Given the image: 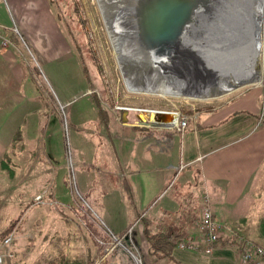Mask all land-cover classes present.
Returning <instances> with one entry per match:
<instances>
[{
  "label": "rangeland",
  "instance_id": "374dc122",
  "mask_svg": "<svg viewBox=\"0 0 264 264\" xmlns=\"http://www.w3.org/2000/svg\"><path fill=\"white\" fill-rule=\"evenodd\" d=\"M55 1L57 8L49 0H0L4 28L0 30V251L13 255L0 264H137L130 253L140 259L139 264H172L146 255L145 242H136L138 226L119 241L108 232L109 225L115 228L127 220L119 202L114 159L122 150L127 152L129 143L120 148L119 137L126 132V137L129 133L136 139L144 131L116 130L112 124L123 110H128L127 121L139 124L140 117L151 111L197 113L251 89L261 91L264 113V16L259 84L205 99L221 84L258 74L228 25L237 23L233 17L245 10L248 0H202L192 15L185 13L184 25H178L181 31L169 38L167 32L149 38L140 22L144 19L135 18L132 36L141 42L130 38L135 46L130 55L135 64L142 61L140 66L128 62L137 67L133 76L114 57L96 0ZM142 2L130 1L137 6ZM75 17L78 28L72 24ZM70 33L78 45L90 49H83L90 54L88 59L82 53L88 74ZM142 82L167 84L174 96L148 93L139 86ZM192 82L197 90L191 89ZM181 90L184 97L175 96ZM93 98L109 113L105 130ZM90 145L95 157L91 165ZM109 154L113 156L107 167L114 185L103 178V158ZM198 223L199 219L196 227ZM6 237H11L8 246L3 243ZM255 244L264 247V242ZM203 247L200 244L194 252L202 253Z\"/></svg>",
  "mask_w": 264,
  "mask_h": 264
},
{
  "label": "crops",
  "instance_id": "0c3cea01",
  "mask_svg": "<svg viewBox=\"0 0 264 264\" xmlns=\"http://www.w3.org/2000/svg\"><path fill=\"white\" fill-rule=\"evenodd\" d=\"M1 29L4 28L0 26ZM262 98L259 89H251L197 113L185 115L179 111L188 117L182 132L146 128L127 121L128 115L122 120L121 115L120 120L112 124L114 129L121 127L131 132L129 128H140L144 131L136 139L129 138V133L126 137V132L119 137L120 148L125 149L124 144L129 143L127 152L122 150L114 159L119 173L117 192L122 194L119 202L127 220L115 228L107 224L110 226L108 232L121 236L132 230V226H138V233L134 229L132 237L136 233L135 241L145 242L146 254L149 252L144 236L146 226L155 229L169 224L193 225V235L186 238L197 241L194 233L198 226L195 225L205 194L221 225L219 239L264 242ZM160 137L164 139L158 141ZM163 146L166 149H162ZM88 149L87 161L91 165L95 163L92 145ZM110 156L113 154L104 156L102 163L106 173L103 178L108 183L109 176H113L107 167ZM88 199L94 203L90 197ZM0 253L11 255L6 258L13 256L9 250ZM240 253L241 248L216 244L213 255L175 247L171 256L180 264H240Z\"/></svg>",
  "mask_w": 264,
  "mask_h": 264
},
{
  "label": "bare ground",
  "instance_id": "6f19581e",
  "mask_svg": "<svg viewBox=\"0 0 264 264\" xmlns=\"http://www.w3.org/2000/svg\"><path fill=\"white\" fill-rule=\"evenodd\" d=\"M130 1H133V0H127L126 2L123 0H96L99 10L101 12V17L104 22L106 33L109 37L110 44L114 50V57L118 64L119 62L125 63V65L123 66H126L128 68V71L126 73L128 74L130 71L131 75L133 76L134 72L137 70L136 69L137 67H133L134 65L131 67V64L130 65L128 64V62L136 61V59H134V55H130L131 54L130 51L135 48V46H132V42H130V38L132 37L134 41L141 42V40H140V37L135 38V36H132V28H133L132 21H134L135 18L138 19V15H137L138 6L136 5V3L134 4L130 3ZM198 5H199V2L198 4L195 3L191 5L187 9L186 13L190 15L192 11L194 12L196 7L200 8ZM249 8L250 9L248 11V14H245V17H246L245 21H243L242 19L241 22L228 23V25L229 27L232 26L231 28L235 29L234 32L236 33L237 37L239 38V40L242 42L243 46H245L247 50L245 59L247 60L249 59L247 62L250 63V65L258 71V74L256 76L255 74L250 75L248 73L242 80L238 81L237 83L221 84L220 86H218L219 89L215 88L213 90V93L210 95L211 97H204V95H202V97H204L205 99H214V98L219 99L223 96H226L234 92L237 89H240V88H243L249 85H257L260 82V76H261V69H260L261 52L259 50L260 29H261L260 25H262L263 16H264V0H254ZM179 24L184 25V15L182 16V18L179 20L178 24L176 25L177 26L176 32L181 31L180 30L181 27L178 26ZM169 37H172V36H169ZM169 37H166V38H169ZM174 42H175V38H174ZM174 42L172 43V45L174 44ZM143 50L145 49L143 48ZM141 61L139 59V62ZM139 62L137 64H135L134 62L133 64H135V66L136 65L140 66ZM145 73H148V72H145ZM192 83L193 84L191 85L192 86L191 89L197 90V86H195L196 83L194 82ZM139 86L142 88H145V90L148 93H154L159 96L160 95L174 96L173 92H171L168 89L167 84H162L161 86H159L158 84H153V83L149 85H144V83L142 82V84H140ZM181 91H182L181 95H175V96L183 98L186 92H184V90H181ZM194 96L195 95L192 94L191 97L189 98H192ZM139 121L144 122L145 121L144 116H141ZM175 123L176 122L174 119V124Z\"/></svg>",
  "mask_w": 264,
  "mask_h": 264
},
{
  "label": "built area",
  "instance_id": "2783aa9c",
  "mask_svg": "<svg viewBox=\"0 0 264 264\" xmlns=\"http://www.w3.org/2000/svg\"><path fill=\"white\" fill-rule=\"evenodd\" d=\"M154 112H161V113H166L168 111H151L149 113H154ZM148 113V114H149ZM174 114L177 115V120L174 122H169V123H164L162 126H153L149 124L147 119L144 122H140L139 120V125L150 127L152 129H162L165 132H169L171 130H176L177 132H182L184 130V127L187 123L188 117L185 115H181L179 111H176ZM123 120V119H122ZM127 120V119H126ZM125 120V121H126ZM164 138L160 137L158 138V141L163 140ZM161 149V147H160ZM162 149H166L165 146L162 147ZM41 196H38L37 199H40ZM202 202V209H201V214L199 216V223L198 227L200 231L202 232L201 235V240L198 241H193L190 238H183L181 241H179L176 245L177 248L180 249H187L191 251H198L200 248V243H204V247L202 250V253L209 255L212 253L215 249V243L218 241L220 237V230H221V225L217 221V219L214 217L212 210L209 205V201L207 199V195H202L201 198ZM113 238L117 241L125 238L126 233L121 235L120 237L112 235ZM6 246H8L11 243V237H6L3 241ZM132 257H134L135 262L139 264L140 259L133 253H130ZM5 256H11L10 254H1L0 253V263L3 261V258ZM240 264H263L264 262V248L254 245L251 242H245L242 245V250L238 258Z\"/></svg>",
  "mask_w": 264,
  "mask_h": 264
},
{
  "label": "trees",
  "instance_id": "16d2710c",
  "mask_svg": "<svg viewBox=\"0 0 264 264\" xmlns=\"http://www.w3.org/2000/svg\"><path fill=\"white\" fill-rule=\"evenodd\" d=\"M49 1L54 8L58 7V5H56L57 2L55 0H49ZM75 10H77V9L75 8ZM57 15H59V14H57ZM64 18H66V21H67V24L65 23L66 24L65 28L69 29V32H70V30H71L70 29V23H71L70 16H66ZM60 19L62 20V16H60ZM72 24L78 28V25L80 23H79V20L77 17L74 18V22H72ZM71 41L74 44V46L78 52L77 53L78 57L80 58L81 62L84 65L85 62L82 59V53L84 55H86L87 59L90 57V54L88 52H84L83 49H86L89 51H90V49L89 48H83L82 46L78 45V43L76 42V36H73V34H71ZM89 62H91V61L89 60ZM83 69H84L85 73L88 74V70L86 68V65H84ZM95 98H93L92 100H93L94 106L96 107L99 121H100V123L102 122L101 126L106 127L110 121L109 113L107 112L106 108H104V106H102L96 100L97 98L96 99ZM197 228H196V232L194 233V235L198 236L197 241L199 242L201 240V238H200L201 232L199 229H198L199 230V232H198ZM194 229L195 228L193 225H184L183 226V225L169 224L167 226H164V225L158 226L155 229L146 226V228H144V236H145V238L147 240L146 242L149 246V252H147L146 255L149 254L151 256H154L159 261H161L162 259H166V260L172 261V264H180V263H178L172 259L171 251L173 248L176 247L177 243L179 241H181L183 238L185 239L186 236H188L189 234L193 235ZM245 242H250V241H244V240L243 241H235V239L230 240L229 237H226L225 239H218V241L215 243V245L216 244L218 246H223V245L230 246V245H232L235 249L241 248V250H242V245ZM251 243H253L254 245H257L254 242H251ZM200 244L205 245L204 243H200ZM257 246H259V245H257ZM260 247H263V246H260ZM263 264H264V262H263Z\"/></svg>",
  "mask_w": 264,
  "mask_h": 264
},
{
  "label": "water",
  "instance_id": "95a60500",
  "mask_svg": "<svg viewBox=\"0 0 264 264\" xmlns=\"http://www.w3.org/2000/svg\"><path fill=\"white\" fill-rule=\"evenodd\" d=\"M143 2L138 6V19L142 18L140 22L142 27L146 29L149 38L153 35H159L162 33L170 34L174 36L177 31V24L182 16H185L187 9L197 3H202V0H142ZM254 0H248L245 10L239 14L237 18L234 17L233 22L245 21V12L249 10L250 5ZM144 14L145 16H140ZM144 22V23H143ZM151 27V28H150ZM167 36V37H169ZM172 36V37H173ZM127 110L122 112V119L126 116ZM177 120V117L173 112H154L153 117L147 122L153 126H162L164 123H169Z\"/></svg>",
  "mask_w": 264,
  "mask_h": 264
}]
</instances>
